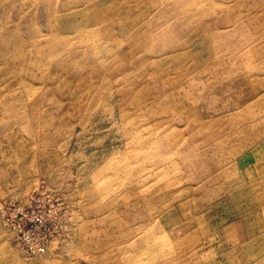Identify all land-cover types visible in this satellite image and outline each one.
I'll return each instance as SVG.
<instances>
[{
  "label": "rangeland",
  "instance_id": "obj_1",
  "mask_svg": "<svg viewBox=\"0 0 264 264\" xmlns=\"http://www.w3.org/2000/svg\"><path fill=\"white\" fill-rule=\"evenodd\" d=\"M0 264H264V0H0Z\"/></svg>",
  "mask_w": 264,
  "mask_h": 264
}]
</instances>
